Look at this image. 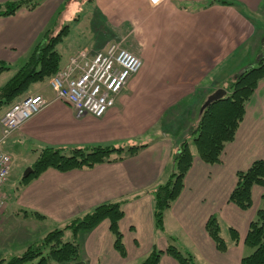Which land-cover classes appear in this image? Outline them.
<instances>
[{
    "label": "crops",
    "instance_id": "0c3cea01",
    "mask_svg": "<svg viewBox=\"0 0 264 264\" xmlns=\"http://www.w3.org/2000/svg\"><path fill=\"white\" fill-rule=\"evenodd\" d=\"M19 1L0 0V5ZM72 1L37 0L31 10L22 8L0 17V62L25 64L44 35L56 33L72 20ZM76 1L92 6L88 26L94 33L97 25L102 30L106 27L112 40L141 59L142 67L101 119L89 115L77 118L68 104L55 99L48 83L33 86L29 93L41 95L47 104L5 142L3 149L14 158L16 149L36 156L35 151L47 147L65 151L95 146L143 147L122 161L89 169L46 170L23 184L19 204L42 222L51 220L54 229H63L98 205L122 203L124 216L119 229L126 256L122 258L114 250L109 223L104 220L89 232L71 233L85 264H139L153 250L164 251L169 245L190 255L196 264H241L251 252L243 242L262 204L264 187L252 188V205L246 211L228 198L237 173L246 171L254 161L264 160V80L246 103L243 121L234 140L226 144L220 163L207 165L195 156L181 194L164 214L162 232L154 225L153 192L170 175L180 144L191 139L206 99L213 91L224 90L239 71L260 58L264 0H161L155 5L151 0ZM61 12L65 13L63 18ZM69 26L70 38L73 25ZM74 39L77 45L66 43L68 54L62 68L73 51L93 48L91 40ZM251 56L256 58L254 63L248 61ZM232 60L238 62L233 65ZM27 161L31 167L30 159ZM212 216L217 218L228 246L224 253L216 251L205 231ZM228 228L237 231V244L231 241ZM159 264L177 262L163 254Z\"/></svg>",
    "mask_w": 264,
    "mask_h": 264
},
{
    "label": "trees",
    "instance_id": "16d2710c",
    "mask_svg": "<svg viewBox=\"0 0 264 264\" xmlns=\"http://www.w3.org/2000/svg\"><path fill=\"white\" fill-rule=\"evenodd\" d=\"M37 3V0L7 2L0 5V17L10 16L22 8L31 10L37 6ZM222 3L234 4L227 1ZM103 31L113 38L106 29ZM69 35V25L61 26L54 34L44 35L43 39L34 47L25 64L0 87V117L24 98L34 85L48 83L50 78L62 69V54H68L65 47L66 43L71 41ZM71 57L73 56L70 53L67 63ZM8 67L0 62V75L9 70ZM262 80H264V52L256 66L249 67L236 75L224 89L225 96L210 102L201 110L199 119L190 132L191 139L184 140L172 158L170 175L153 192V218L157 231L164 230V214L181 194L185 176L192 167L195 156L207 165L220 163L226 144L234 140L238 127L243 121L246 103ZM142 147L131 146L123 149L113 146H95L85 149L73 148L69 151L42 148L35 151V160L30 167L32 172L28 177H23V182L27 183L35 179L49 169L67 172L89 169L102 163L122 161L136 154ZM236 176L237 182L228 201L237 208L246 211L252 205V188L254 186L264 187V160L254 161L246 171L238 172ZM261 198L262 204L250 222L243 242L244 247L251 252L241 259V264H264V194ZM123 216L122 203L98 205L84 216L73 219L63 229L49 231L44 237V243L47 245L46 254H44L41 244L34 243L27 247L20 256L10 260L8 264H24L33 261H36L35 264H49V262L75 264L80 261L79 246L75 241L64 240L65 231L68 230L73 235L80 231L89 232L104 220L109 223L114 250L124 258L126 249L122 232L119 229V223ZM220 230L217 218L210 217L205 226L206 234L213 242L216 251L224 253L228 246L221 236ZM228 234L233 244H237L239 241L237 231L228 228ZM163 254L173 258L177 264H195L190 255L182 253L174 245H169L164 251L153 250L139 264H159Z\"/></svg>",
    "mask_w": 264,
    "mask_h": 264
},
{
    "label": "built area",
    "instance_id": "2783aa9c",
    "mask_svg": "<svg viewBox=\"0 0 264 264\" xmlns=\"http://www.w3.org/2000/svg\"><path fill=\"white\" fill-rule=\"evenodd\" d=\"M161 0H151L158 4ZM141 59L118 44H110L93 56L85 51L71 57L67 65L53 75L48 86L57 101L68 104L77 118L89 115L103 118L115 105L116 97L137 74ZM39 94H28L0 117V211L5 207L3 186L13 167V159L4 149L5 142L45 106Z\"/></svg>",
    "mask_w": 264,
    "mask_h": 264
},
{
    "label": "rangeland",
    "instance_id": "374dc122",
    "mask_svg": "<svg viewBox=\"0 0 264 264\" xmlns=\"http://www.w3.org/2000/svg\"><path fill=\"white\" fill-rule=\"evenodd\" d=\"M71 6H74L73 8L74 11L71 12L72 20H70L68 23H63L65 25H69V24L73 25L71 28L72 34L70 36V40L72 39L71 41H73V44L77 45L78 40L76 41L74 38L77 36H81V39L85 38L93 42V48L73 51L71 53L72 56L83 51L87 52L89 56H92L97 52H101L105 50L110 44L119 45V43L112 40V37L109 34L103 31L104 29H106V27H104V29L102 30V28H100L97 25V28L95 29L96 33H94V28H90L88 26V23L90 22L89 16L90 14H93L91 10L92 6L90 5V3L87 2V4H84V2L82 3L80 1L75 0L72 1ZM64 14H65L64 12H61L60 14L61 18H63ZM77 17H79V19L81 18V20L75 22L74 20H76ZM261 19L262 22H261V26L259 25L260 26L259 33L262 37L261 39L262 45L261 46L259 45L261 49V50L259 49L258 51V53H260L259 57H261L264 52V18ZM83 25L87 27L86 31H84L85 27ZM104 26H106L105 23ZM62 55H63L62 62H64L67 54L63 53ZM255 59L252 58L251 56L248 59V61L254 63ZM239 61H242V59H239ZM237 62L238 60H232L231 63L234 65ZM256 65L257 63L253 64V66ZM21 66L20 65L9 66L8 67L9 70L3 72L0 75V87L5 82H7ZM245 66H248V64H246ZM248 68L249 67H245L243 70L239 71L238 73H241L242 71ZM36 85H41V84H36ZM27 95L28 94H26V96ZM16 151L17 153L15 152L13 153L11 151L14 155V158L13 157L12 158H13V162L15 161V164H13L14 166L12 172L3 188V196L7 206L3 212L4 213L3 222H2V210L0 211V264H8L10 260L20 256L26 250L27 247H29L34 243L39 245L41 244L42 250L44 254H46L47 245L44 243V237L49 231L54 230L55 228L51 220H46L45 222H42V220L38 219L36 214H34L31 211H28L19 204L18 201L19 191H21V187L23 186L24 183L23 174L26 171V169L29 168L28 165L29 161L27 160L30 159L31 163L33 164L35 160V156H31L30 153L25 151V149H16ZM64 240L71 241L70 231L68 230L65 231ZM35 263L36 261L28 262L24 264H35ZM49 264H58V263L49 262Z\"/></svg>",
    "mask_w": 264,
    "mask_h": 264
},
{
    "label": "water",
    "instance_id": "95a60500",
    "mask_svg": "<svg viewBox=\"0 0 264 264\" xmlns=\"http://www.w3.org/2000/svg\"><path fill=\"white\" fill-rule=\"evenodd\" d=\"M226 94V91L223 90V89H219V90H216L213 94H211L205 101V103L203 104L202 106V109L207 105L209 104L210 102L214 101V100H217V99H221L223 96H225ZM32 172V169L29 167L26 169V171L24 172L23 174V177H28ZM75 264H85L84 262L82 261H78L76 262Z\"/></svg>",
    "mask_w": 264,
    "mask_h": 264
}]
</instances>
